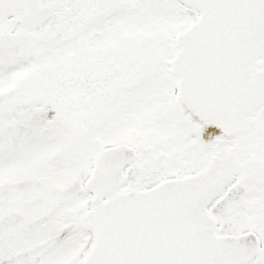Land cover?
<instances>
[{"label": "snow or ice", "instance_id": "obj_1", "mask_svg": "<svg viewBox=\"0 0 264 264\" xmlns=\"http://www.w3.org/2000/svg\"><path fill=\"white\" fill-rule=\"evenodd\" d=\"M0 264H264V0H0Z\"/></svg>", "mask_w": 264, "mask_h": 264}]
</instances>
